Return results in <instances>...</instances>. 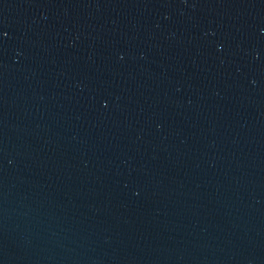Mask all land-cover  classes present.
<instances>
[{"label": "water", "instance_id": "1", "mask_svg": "<svg viewBox=\"0 0 264 264\" xmlns=\"http://www.w3.org/2000/svg\"><path fill=\"white\" fill-rule=\"evenodd\" d=\"M0 264H264V0H0Z\"/></svg>", "mask_w": 264, "mask_h": 264}, {"label": "snow or ice", "instance_id": "2", "mask_svg": "<svg viewBox=\"0 0 264 264\" xmlns=\"http://www.w3.org/2000/svg\"><path fill=\"white\" fill-rule=\"evenodd\" d=\"M4 35H6V33H4Z\"/></svg>", "mask_w": 264, "mask_h": 264}]
</instances>
